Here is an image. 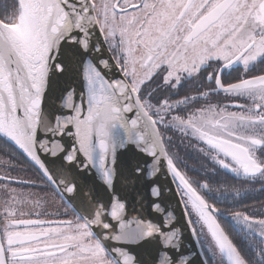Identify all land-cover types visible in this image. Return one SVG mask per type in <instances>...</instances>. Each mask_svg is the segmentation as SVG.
Wrapping results in <instances>:
<instances>
[{
  "label": "snow or ice",
  "instance_id": "1",
  "mask_svg": "<svg viewBox=\"0 0 264 264\" xmlns=\"http://www.w3.org/2000/svg\"><path fill=\"white\" fill-rule=\"evenodd\" d=\"M74 62L84 92L79 103L68 92L64 106L73 114L48 129L73 137L66 150L38 133L50 76L72 71ZM260 65L264 0H0V135L40 173V183L0 174V264H190L193 254L180 251L179 229L125 220V199L115 191L107 215L118 231L111 235L93 231L112 228L102 219L104 204L91 218L75 208L70 219L40 218L61 215L46 205L68 203L77 187L42 154L63 153L65 164L95 169L112 189L122 174L117 151L124 148L150 158L128 160L129 177H154L162 169L170 174L201 264H264V208L236 207L249 191L264 194ZM239 68L236 78H222ZM116 73L120 78H113ZM220 95L227 102L212 101ZM69 125L74 132H66ZM169 131L179 134L176 140ZM177 142L192 150L196 164L181 155ZM0 152V166L15 167L10 154ZM221 171L251 187L221 184ZM151 193L161 197V187ZM229 202L231 209L218 207ZM167 215L171 224L175 217ZM154 236L157 253L149 260L137 248Z\"/></svg>",
  "mask_w": 264,
  "mask_h": 264
},
{
  "label": "water",
  "instance_id": "2",
  "mask_svg": "<svg viewBox=\"0 0 264 264\" xmlns=\"http://www.w3.org/2000/svg\"><path fill=\"white\" fill-rule=\"evenodd\" d=\"M113 78H120L119 74L116 73ZM69 91L73 92L74 103H79V96L84 92V88L75 62L73 63L72 71L64 75L57 74L55 76H50L41 106L43 112L42 131L38 133V138L40 140L58 141L66 150L74 144L73 137L68 134H57L53 136L52 133L48 132V129L54 127L57 118L62 119L64 116L73 114L72 109L64 106V98ZM132 115V113H129V116ZM66 132H74V128L69 125ZM19 152L29 162L26 155L21 151ZM62 155L63 153H60L57 157H51L50 155L42 154L41 158L45 159L46 163L51 162L54 166L60 168L61 179L67 181L69 184H76L75 193L72 194L70 198L66 197L68 200L66 204L72 205V207H70L71 210L75 208L78 211H85L86 214H90L89 218H91V213H93L100 204L105 205V215L102 219L111 224L112 228L109 231L102 229V227H94L93 231L98 234L108 231L109 235L118 231V223L107 215V212L110 211V194L112 191H115L125 199V220L135 219L143 220L145 223L151 222L154 225H158L162 231H169L173 228L179 229L181 234L180 251L185 255L189 253L193 254V259L190 264H201L200 257L196 255L199 245L197 244L196 237L193 236L191 232V226L187 222L188 217L184 214L183 204L180 202L179 195L175 191V183L172 181L170 174L162 169L161 173H158L154 177L145 175L139 180H137L135 176L129 177L128 175V170L125 166L128 160L133 158L141 160L148 159L150 163V158L145 157L143 153H135L131 148L118 149V170H122V174L118 176L113 188L109 189L103 183L102 178L95 169H82L75 163L65 164L60 158ZM78 159H83L80 154H78ZM61 165H63V167H61ZM154 186L161 187V197L157 198L152 195L151 188ZM154 203H158L160 208H155ZM169 212L175 217L171 224L167 223V214ZM133 227H135V225H133ZM152 240L153 243L137 248V251L149 260L156 255L158 247L155 243V236ZM107 243L111 247L122 246L112 241ZM161 250L163 251V249ZM169 254L172 255L174 253L170 252Z\"/></svg>",
  "mask_w": 264,
  "mask_h": 264
},
{
  "label": "trees",
  "instance_id": "3",
  "mask_svg": "<svg viewBox=\"0 0 264 264\" xmlns=\"http://www.w3.org/2000/svg\"><path fill=\"white\" fill-rule=\"evenodd\" d=\"M9 2H10V0H9ZM259 67H264V65H260ZM242 72H243V69L239 68L236 71H232L230 76H224L223 75L222 78L232 80V79L236 78L237 76H239ZM188 87H190V85ZM188 87L184 88V90L188 91ZM181 90L182 89H180L179 91H181ZM220 97H221V95L217 96V97H213L212 101L213 102H220ZM174 99H176V98H174ZM200 103L201 104L205 103V101L202 100V101H200ZM167 135L172 136L174 140H176L177 137L179 136V134L174 132V131H169L167 133ZM6 141H7V139L5 137H3L2 135H0V150H3V152L9 153L11 158H24L25 159V157L10 142H6ZM188 143L189 142L185 141V145H187ZM177 147H178L181 155H184L188 159L189 164H196V161L191 159L192 150L190 148H187L186 146H181V145H179L178 142H177ZM0 154H3V153L0 152ZM7 157L9 158V156H7ZM20 163L22 164L21 161H20ZM32 167L34 168V166H32ZM197 167H198V165H197ZM209 167H210V165H209ZM190 175H198V173H190ZM216 179H218L221 184L227 182L228 184L234 185L236 187H244V188H250L251 187L250 185L246 184L243 180H239V179L235 178L233 176V174L228 173L226 171H221L219 176L216 177ZM255 188L258 190L260 188V185L256 184ZM237 200H238V204H236V207L238 209H243L246 207L247 208H256V209L264 208V194L260 193L259 191H249L247 193V195L242 196L240 198H237ZM218 207H228L231 209L233 207V204H232V202H229L227 204H218Z\"/></svg>",
  "mask_w": 264,
  "mask_h": 264
},
{
  "label": "rangeland",
  "instance_id": "4",
  "mask_svg": "<svg viewBox=\"0 0 264 264\" xmlns=\"http://www.w3.org/2000/svg\"><path fill=\"white\" fill-rule=\"evenodd\" d=\"M222 96V98L224 99V97H223V95H221ZM221 98V97H220ZM172 99H174V98H172ZM239 103H246V101H244V100H240L239 101ZM230 110H233V111H235V110H237V109H235V108H232V109H230ZM187 141V140H186ZM188 142V141H187ZM192 143H195V141L193 140V141H191ZM5 159H8V157L7 156H5L4 157ZM12 160H13V162H14V165H15V167H8V168H4L3 166H0V174H3L5 171H7L8 173H10L12 176H14V177H19L20 179H24V180H34V178H31V177H29L28 175L26 176V173H25V170L24 169H22L20 166H18V165H21V163H20V160H17L16 158H11ZM28 170H30V171H33V170H31V169H28ZM34 172V171H33ZM35 181H38L39 182V180H35ZM12 186H14V187H20V185H16V184H14V185H12ZM32 191H36V192H40V193H44V191H46V192H51V189H45V188H34V189H32ZM57 200H59V197H57ZM65 204H62V205H59V204H53V203H49L48 205H46V210H47V212H49V213H53V212H57V211H59V212H61V215H59V216H47L48 218H56V219H67V218H71L72 217V215H70V216H67V215H64L63 214V206H64ZM67 205V204H66ZM68 206V205H67ZM59 208H60V210H59Z\"/></svg>",
  "mask_w": 264,
  "mask_h": 264
},
{
  "label": "flooded vegetation",
  "instance_id": "5",
  "mask_svg": "<svg viewBox=\"0 0 264 264\" xmlns=\"http://www.w3.org/2000/svg\"><path fill=\"white\" fill-rule=\"evenodd\" d=\"M223 77V76H222ZM185 90L184 89H182L181 91H179V95H174V96H172V98H176V99H178V98H180V96H182L183 94H185ZM220 101H223V102H227V101H225L223 98H222V96H221V98H220ZM17 160H20L21 162H22V164L21 165H18V166H20L22 169H24L25 170V173H26V176L28 175L29 177H31V178H34V180H39V182L37 181V183H40V173L38 172V171H36L31 165H30V163L26 160V159H24V158H16ZM28 169H31V170H33V171H30V170H28ZM45 189H48V188H45ZM44 192H46V191H44ZM59 205H61V204H59ZM63 207H68L66 204L63 206ZM59 210H60V208H59ZM70 215H73V211L71 210V208H68V215L67 216H70ZM50 216V215H49ZM31 218H36V217H31ZM40 218H43V219H56V218H48L47 216H45V217H40ZM64 219V218H63ZM67 219H69V218H67Z\"/></svg>",
  "mask_w": 264,
  "mask_h": 264
}]
</instances>
